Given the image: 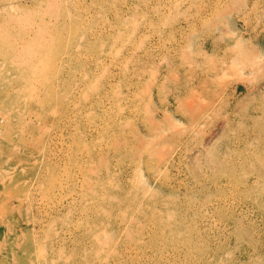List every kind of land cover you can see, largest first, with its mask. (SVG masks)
Wrapping results in <instances>:
<instances>
[{"label":"rangeland","instance_id":"374dc122","mask_svg":"<svg viewBox=\"0 0 264 264\" xmlns=\"http://www.w3.org/2000/svg\"><path fill=\"white\" fill-rule=\"evenodd\" d=\"M0 264H264V0H0Z\"/></svg>","mask_w":264,"mask_h":264},{"label":"bare ground","instance_id":"6f19581e","mask_svg":"<svg viewBox=\"0 0 264 264\" xmlns=\"http://www.w3.org/2000/svg\"><path fill=\"white\" fill-rule=\"evenodd\" d=\"M13 5H14V4H13ZM13 5H12V6H13ZM10 7H11V5H10ZM11 8H12V7H11Z\"/></svg>","mask_w":264,"mask_h":264}]
</instances>
